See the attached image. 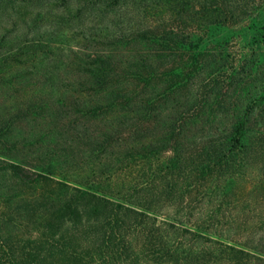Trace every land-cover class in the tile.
Here are the masks:
<instances>
[{
  "label": "trees",
  "instance_id": "trees-1",
  "mask_svg": "<svg viewBox=\"0 0 264 264\" xmlns=\"http://www.w3.org/2000/svg\"><path fill=\"white\" fill-rule=\"evenodd\" d=\"M262 4L0 0V70L38 51L52 85L73 67L87 99L73 108L105 127L71 138L64 157L0 162V264H264L255 103L222 130L188 129L221 89L204 37L252 20L264 47ZM12 126L0 128L7 147Z\"/></svg>",
  "mask_w": 264,
  "mask_h": 264
},
{
  "label": "rangeland",
  "instance_id": "rangeland-1",
  "mask_svg": "<svg viewBox=\"0 0 264 264\" xmlns=\"http://www.w3.org/2000/svg\"><path fill=\"white\" fill-rule=\"evenodd\" d=\"M256 17H264V4ZM252 24L249 20L232 27H217L204 37L202 44L214 55L212 67L220 75L221 89L216 96L211 95L212 108H206L195 123L189 124L191 134L224 129L233 114L252 103H255L252 122L264 124V47L258 43L260 38ZM44 58L40 51L29 55L24 52L19 61L8 63L0 70V80H3L0 82V128L9 121L13 123L11 133L5 138L13 147L0 143V162H16L17 158L46 151L64 157L68 154L62 153L61 148L71 138L80 135L96 138L98 130L105 129L104 123L88 120L73 108L75 104L82 107L83 102L87 103L86 91L80 85L82 80L74 68L70 66L58 72L57 82L52 85L44 68ZM30 66L33 68L27 70ZM175 106L171 102L163 105L161 122ZM77 128H83L85 133ZM81 148L76 147L74 154H69L79 160L78 164L83 158ZM61 168L66 174L78 172L70 164Z\"/></svg>",
  "mask_w": 264,
  "mask_h": 264
}]
</instances>
